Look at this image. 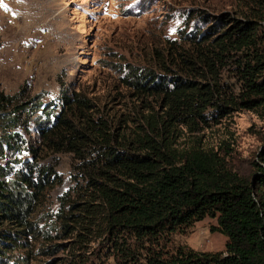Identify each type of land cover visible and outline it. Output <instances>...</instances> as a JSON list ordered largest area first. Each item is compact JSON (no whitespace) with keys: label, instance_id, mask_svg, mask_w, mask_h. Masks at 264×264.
<instances>
[{"label":"trees","instance_id":"1","mask_svg":"<svg viewBox=\"0 0 264 264\" xmlns=\"http://www.w3.org/2000/svg\"><path fill=\"white\" fill-rule=\"evenodd\" d=\"M233 1L195 11L204 27L154 48L151 67H129L120 83L137 104L127 114L82 93L61 95L57 111L25 88L0 90V264H89L95 241L107 256L93 264H264V147L245 176L227 143L195 135L241 111L264 122V0ZM32 121L35 147L24 138ZM22 152L32 161L13 159L14 169ZM43 153L76 164V190L53 214L61 178L38 165ZM205 218H216L224 251L173 244Z\"/></svg>","mask_w":264,"mask_h":264},{"label":"rangeland","instance_id":"2","mask_svg":"<svg viewBox=\"0 0 264 264\" xmlns=\"http://www.w3.org/2000/svg\"><path fill=\"white\" fill-rule=\"evenodd\" d=\"M233 4V0H0V90L14 95L25 88L31 96L42 97V103H55L57 111L61 95L82 93L112 116L127 114L137 104L120 83L129 67H151L154 48L204 27L195 11L217 15L231 11ZM227 81L234 83L230 77ZM36 129L32 121L24 133L27 144L34 147L40 143ZM195 135L205 145L227 143L233 168L248 176L264 147V122L241 111ZM40 157L38 165L61 178L45 209L53 214L58 199L76 190V164L67 154ZM28 158L22 152L9 159L17 169L12 160ZM214 226L216 218H205L185 236L176 234L173 244L222 252L227 238L212 232ZM102 249L97 241L85 246L89 264L106 258ZM61 258L65 259L63 254L55 259Z\"/></svg>","mask_w":264,"mask_h":264}]
</instances>
